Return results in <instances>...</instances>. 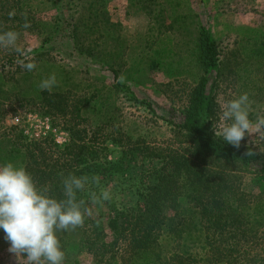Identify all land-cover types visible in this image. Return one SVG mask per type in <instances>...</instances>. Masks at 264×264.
I'll return each mask as SVG.
<instances>
[{
	"label": "rangeland",
	"instance_id": "374dc122",
	"mask_svg": "<svg viewBox=\"0 0 264 264\" xmlns=\"http://www.w3.org/2000/svg\"><path fill=\"white\" fill-rule=\"evenodd\" d=\"M19 1L17 15L26 22L18 19L0 27L20 34L19 51L0 48V165H22L21 154H14L23 151L25 142H18L17 135L27 142L49 138L63 146L70 140L69 129L84 132V140L98 152L110 138L121 137L178 148L173 123L184 121L193 90L204 76L198 62L202 27L218 44V72L208 76L215 80L212 125L219 123L224 102L243 93L252 101L250 119L264 115V0H103L92 8L87 0ZM72 25L88 54L75 49ZM29 62L36 64L32 71L22 66ZM53 73L56 86L41 90L40 82ZM47 97L54 102L49 104ZM14 118L20 119L16 126ZM252 139L246 136L241 145L264 156V142L257 140L255 146ZM150 165L127 161L123 173L88 186L86 193H111L110 200L96 203L93 214L107 218L114 209L131 206L135 186ZM257 170L248 166L233 172L234 185L252 207L264 201V185L255 182ZM255 231L246 237L247 252L232 257V264H264V230ZM4 236L0 229V264H25L8 251ZM195 238L203 241L199 234ZM77 239L62 243L64 264L108 261L68 244ZM163 246L170 256L174 244ZM121 253L110 264H125ZM136 263L155 264L150 256Z\"/></svg>",
	"mask_w": 264,
	"mask_h": 264
},
{
	"label": "trees",
	"instance_id": "16d2710c",
	"mask_svg": "<svg viewBox=\"0 0 264 264\" xmlns=\"http://www.w3.org/2000/svg\"><path fill=\"white\" fill-rule=\"evenodd\" d=\"M87 1L91 8L103 2ZM21 10L19 0H0V27L12 26L18 19L26 22L17 15ZM76 31L72 25L75 49L86 54ZM198 52L204 76L193 90L184 121L173 123L174 134L180 138L178 148L153 147L140 139L121 137L110 138L98 152L84 140V132L75 129L68 130L70 140L63 146L49 138L27 142L23 136H16L18 142L25 143L21 145L23 151L14 155L21 154L22 165L33 179L39 186L47 185L49 194L57 199L64 198L62 181L69 174L88 176L87 189L123 173L127 161H150L135 186L131 206L114 209L107 218L92 211L82 227L58 233L61 243L77 237L68 244L85 248L96 260L108 258L105 264L112 263L120 250L125 264H135L145 256L152 257L155 264H232V257L247 252L246 237L257 233V228L264 230V201L247 205L245 194L234 185L233 174L239 167H257L255 182L263 187L264 156L250 146L237 149L215 136L211 128L215 80L210 82L208 76L218 72V44L203 27L199 29ZM47 98L49 104L54 102ZM249 148L254 151L252 155H246ZM93 177H99L98 184L92 182ZM86 189L77 193V198L92 210L97 204L86 199L91 193ZM196 234L203 241L196 239ZM168 241L174 244L170 256L163 246Z\"/></svg>",
	"mask_w": 264,
	"mask_h": 264
},
{
	"label": "clouds",
	"instance_id": "9594fccd",
	"mask_svg": "<svg viewBox=\"0 0 264 264\" xmlns=\"http://www.w3.org/2000/svg\"><path fill=\"white\" fill-rule=\"evenodd\" d=\"M24 27L29 25L25 23ZM19 35L13 30L0 31V48L19 51ZM22 66L32 71L36 64L29 62ZM56 84L53 73L42 80L39 87L50 91ZM251 111L252 101L248 93L225 101L219 123L212 125L215 136L222 137L237 149L246 136H255L250 140L255 146L257 140L264 142V115L253 120L250 119ZM253 153L249 148L246 155ZM92 182L98 184L99 177H93ZM62 184L64 198L57 199L49 194L47 185L37 184L25 166L12 162L0 165V229L10 244L8 251L16 258H24L25 264H64L65 252L58 233L82 227L85 218L92 215L85 201L77 198V193L85 191L89 177L69 174ZM90 198L93 204L108 201L111 193L102 189L99 195L90 193Z\"/></svg>",
	"mask_w": 264,
	"mask_h": 264
},
{
	"label": "built area",
	"instance_id": "2783aa9c",
	"mask_svg": "<svg viewBox=\"0 0 264 264\" xmlns=\"http://www.w3.org/2000/svg\"><path fill=\"white\" fill-rule=\"evenodd\" d=\"M12 125L13 126H16L20 123V119L19 118H14L12 121H11Z\"/></svg>",
	"mask_w": 264,
	"mask_h": 264
}]
</instances>
